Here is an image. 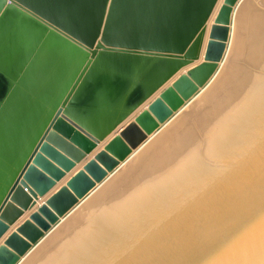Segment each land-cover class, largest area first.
Here are the masks:
<instances>
[{"label": "water", "instance_id": "95a60500", "mask_svg": "<svg viewBox=\"0 0 264 264\" xmlns=\"http://www.w3.org/2000/svg\"><path fill=\"white\" fill-rule=\"evenodd\" d=\"M219 1L0 0V264H264V0L90 198L215 72L239 0L208 29Z\"/></svg>", "mask_w": 264, "mask_h": 264}, {"label": "bare ground", "instance_id": "6f19581e", "mask_svg": "<svg viewBox=\"0 0 264 264\" xmlns=\"http://www.w3.org/2000/svg\"><path fill=\"white\" fill-rule=\"evenodd\" d=\"M245 0H239L238 2H237V4H236V6L234 7V9H233V12H232V21H231V24H230V34H229V40H228V42H227V47H226V51H225V53H224V56H223V59L221 60V62H219L218 63V65H217V67H216V70H215V72L212 74V76L209 78V80L206 82V84L204 85V86H201V85H198V88L200 89V88H204V87H206L207 85H211V83L213 82V80L217 77V75H218V73H219V71H220V69H221V67L223 66V65H225V63H227V61H228V58H229V56H230V52L228 51L229 50V47H230V43H231V35H232V26H233V24H234V20H235V16H236V14L239 12V9L242 7V5H243V2H244ZM224 1L223 0H220L219 1V3H218V5L216 6V8H215V10H214V12H213V14H212V16H211V18H210V20H209V22H208V29L210 28V26L213 24V22H214V20H215V18H216V15L218 14V10H219V8H220V6L222 5V3H223ZM233 46V45H232ZM201 62H203V59L202 60H200V61H197V62H195L193 65H191L189 68H186L184 71H185V73H187L188 71H189V69H191V68H194V67H196L199 63H201ZM224 68H225V66H224ZM183 71V72H184ZM209 86L207 87V89L209 88ZM199 89H198V91H199ZM206 89V90H207ZM198 93V92H197ZM196 93V94H197ZM195 94V95H196ZM190 100V99H189ZM188 100V101H189ZM187 100H186V102H188ZM186 102L184 103V105L186 104ZM192 104V103H191ZM149 104H148V102H146L141 108H139V110L137 111V114L139 113V112H141L143 109H145V108H147V106H148ZM183 105V106H184ZM190 104H187L186 106L188 107ZM182 106V107H183ZM185 106V107H186ZM181 107V108H182ZM185 107H183L182 109L180 108L179 109V111H181L182 113H184L185 112V110H186V108ZM190 110V109H189ZM135 115V114H134ZM179 118V117H178ZM181 118V117H180ZM168 120H170V118L168 119ZM168 120L167 121H165L164 123H161V122H159L158 121V123H159V128L158 129H156L155 131H153V132H151L150 134H148V138H147V140H146V142L144 143V144H142L140 147H138L136 150H133L132 152H131V154H130V156L127 158V162H122L121 164H120V166H119V168H118V170H117V172H115V174H109V178L107 177V179L103 182V184L101 185H97L96 186V188L95 189H97L95 192H93L92 191V193L93 194H91L92 196L90 197L91 199L94 197V196H96L106 185H108L113 179H114V177L117 175V174H120L129 164H131L141 153H143L153 142H150V143H148V139H152L153 138V136L156 134V133H158L159 132V130H162L163 129V127H166V125H167V123L166 122H168ZM177 120H179V119H177ZM171 126L170 124L169 125H167V127L166 128H169V127ZM157 131V132H156ZM161 132H163V131H161ZM159 135H161V133L160 134H158V136ZM157 137V136H156ZM154 142H155V139L153 140ZM147 144V145H146ZM100 147H101V145H99ZM79 167H81L80 165H77L76 166V168L74 169V170H72L70 173H67V175L62 179V181L59 183V186L61 185V184H65V182L70 178V176L72 175V174H74V172H76L78 169H79ZM117 173V174H116ZM68 174H71L70 176H68ZM41 201H43L42 199H40L39 200V204L41 203ZM85 203H87V202H85ZM83 205H84V203H83ZM86 205V204H85ZM81 208V207H80ZM80 208H78L77 210H75V211H73V212H71V214L69 215V217L67 218V219H65L64 221H63V223H62V225H61V227L62 226H64L78 211H79V209ZM83 208V207H82ZM26 218V216H24L20 221H22L23 219H25ZM61 227H59V228H56V230H54V232L50 235V237H52ZM33 254H30L23 262H22V264H24L31 256H32Z\"/></svg>", "mask_w": 264, "mask_h": 264}, {"label": "rangeland", "instance_id": "374dc122", "mask_svg": "<svg viewBox=\"0 0 264 264\" xmlns=\"http://www.w3.org/2000/svg\"><path fill=\"white\" fill-rule=\"evenodd\" d=\"M241 9V8H240ZM240 9H239V11H240ZM239 13V12H238ZM238 13L236 14V16H235V20H234V24H233V26H232V35H231V43H230V47H229V52L231 53V50H232V48H233V46L232 45H234V38H235V31H236V24H237V17H238ZM224 66H226V63H225V65H223L222 67H221V69H220V71H219V73H218V75H217V77L213 80V82L211 83V85L209 86V85H207L206 87H204V88H200L199 89V91H198V93L196 94V95H194L188 102H186V104L183 106V107H185L187 104H190L187 108H186V110H185V112L184 113H182L181 111H178L177 113V115H176V113L174 114V115H176L175 117H177V118H175L174 117V120H171V121H169V122H166L167 123V125H173L176 121H178L177 119H180V117H182L189 109H191L199 100H201L210 90H211V88L213 87V85L216 83V81L218 80V78L220 77V75L222 74V72L224 71ZM209 86V88L207 89V87ZM207 89V90H206ZM192 103V104H191ZM182 107V108H183ZM181 108V109H182ZM173 115V116H174ZM179 117V118H178ZM167 125H166V127H167ZM170 126V127H171ZM166 127H163V129L162 130H159V132L158 133H156L154 136H153V138L150 140V139H148V143H150V142H154L153 140L155 139V141L164 133V132H166L169 128H166ZM161 131H163V132H161ZM157 132V131H156ZM161 133V135H159L158 136V134H160ZM157 136V137H156ZM147 145V144H146Z\"/></svg>", "mask_w": 264, "mask_h": 264}, {"label": "crops", "instance_id": "0c3cea01", "mask_svg": "<svg viewBox=\"0 0 264 264\" xmlns=\"http://www.w3.org/2000/svg\"><path fill=\"white\" fill-rule=\"evenodd\" d=\"M71 174H68V176H70Z\"/></svg>", "mask_w": 264, "mask_h": 264}]
</instances>
